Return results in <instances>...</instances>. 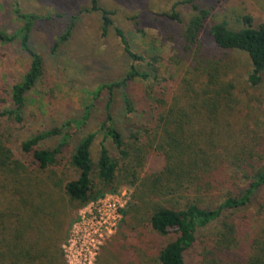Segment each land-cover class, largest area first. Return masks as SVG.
Listing matches in <instances>:
<instances>
[{
  "label": "trees",
  "instance_id": "trees-1",
  "mask_svg": "<svg viewBox=\"0 0 264 264\" xmlns=\"http://www.w3.org/2000/svg\"><path fill=\"white\" fill-rule=\"evenodd\" d=\"M197 1H181L195 12L181 34L188 49L198 42L209 15ZM84 11L101 14V33L105 35L112 26V11L98 6L97 0H91ZM11 15L19 25L12 32L0 29V44L16 43L28 55L29 63L22 79L11 87L10 104L2 115L20 124L26 95L44 73L43 59L31 46L34 27L42 18L22 12L17 6L11 9ZM168 16L180 21L175 12ZM75 21L72 16L55 48L71 38ZM243 21L246 26L239 30L229 29L225 22L211 24L208 33L220 55L199 57L193 74H181L170 93L162 85L164 78L158 74L154 59L133 52L116 28L126 54L133 62H144L146 68L131 65L124 78L100 85L95 93L107 89L112 96L115 89L138 80L146 85L145 105L135 108L131 98L122 94L123 114L129 122L126 132L117 128L108 105L99 129L104 139H110L115 152L111 153L102 141L93 157L91 147L97 132H88L69 156L73 177L64 182L51 179L75 209L123 186L133 188L118 227L136 230L143 225L160 235L176 233L175 239L158 248V264H186L200 244L197 264H264V147L251 130L238 131L231 122L240 100L227 61L228 52L244 53L251 64L246 82L251 86L261 84L264 24L254 27L250 16ZM90 109L87 106L82 117L74 121L76 128L88 120ZM71 123L67 121L22 141L25 161L16 157L0 136V264H64L57 242L65 217L59 218L53 203L45 206L41 198L37 199L32 172L60 165L69 135L65 129ZM53 138H59L58 142L46 145ZM149 160L160 166L144 172ZM225 166L242 172L247 185L238 193H228L219 205L209 206L203 197L218 187V172ZM250 206L261 222L245 233L225 212ZM214 222L218 223L213 238L202 242L199 230Z\"/></svg>",
  "mask_w": 264,
  "mask_h": 264
},
{
  "label": "rangeland",
  "instance_id": "rangeland-1",
  "mask_svg": "<svg viewBox=\"0 0 264 264\" xmlns=\"http://www.w3.org/2000/svg\"><path fill=\"white\" fill-rule=\"evenodd\" d=\"M181 1L97 0L98 6L112 11V26L102 35L101 14L98 11H84L89 9L91 0H0V29L7 32H12L19 25L11 15L14 6L22 12L41 16L42 19L34 27L31 46L41 55L44 65L42 78L26 95L24 120L20 124L15 123L2 112L9 107L11 87L22 79L29 58L16 43L0 44V136L15 156L25 161L27 156L22 154L20 148L22 141L72 121L65 129L69 135L60 165L32 172L34 182H37V199L41 198L45 206L53 203L59 218L65 217L61 221L62 233L57 242L61 254V245L72 224L79 218V210L86 204L75 209L51 179L57 181L60 178L64 182L73 177L68 164L69 156L78 140L88 132H97L91 147L93 157L97 156L102 141L111 153L115 152L110 139H104L99 129L108 105L115 125L122 132H126L129 125L123 114L122 94L131 98L135 108L145 105L146 85L138 80L129 81L123 89H115L112 96L107 89L100 90L97 95L95 93L100 85L124 78L131 65L138 69L146 68L144 62H133L126 54L115 29L122 31L133 52L147 60L154 59L158 74L164 78L162 85L169 88L170 93L181 74H193V66L199 57L215 58L220 55L208 33L211 24L225 22L229 29L239 30L246 26L243 21L245 16L252 18L254 27L264 24V0H198V6L208 10L209 15L203 22L198 42L188 49L181 34L195 12L190 4ZM172 12L178 14L179 22L169 18ZM72 16L76 17V21L71 38L55 48V42L64 33ZM227 61L232 66L231 74L240 100L239 106L231 114V122L238 131L251 130L261 140L260 146L264 147V80L258 86L246 82L251 64L244 53L228 52ZM87 106L91 108L88 120L76 128L74 121L82 117ZM58 139H49L45 144L52 146ZM159 166L149 160L144 172L157 170ZM225 167L218 172V187L203 197L209 206L219 205L228 193H238L247 185L242 172ZM123 189L128 191L129 196L132 194L133 188L127 186L116 192ZM225 214L238 222L245 233L251 232L261 222L254 216L251 206L237 212L228 210ZM217 223L199 230L198 237L202 242H210ZM175 237L174 231L160 235L143 225H138L136 230H126L120 225L104 241L96 262L158 264V248ZM201 246L195 247L186 264H197V252ZM63 262L65 264L64 259Z\"/></svg>",
  "mask_w": 264,
  "mask_h": 264
},
{
  "label": "built area",
  "instance_id": "built-area-1",
  "mask_svg": "<svg viewBox=\"0 0 264 264\" xmlns=\"http://www.w3.org/2000/svg\"><path fill=\"white\" fill-rule=\"evenodd\" d=\"M128 200L129 193L123 189L105 193L79 210V218L61 245L65 264H97L99 250L116 231Z\"/></svg>",
  "mask_w": 264,
  "mask_h": 264
}]
</instances>
